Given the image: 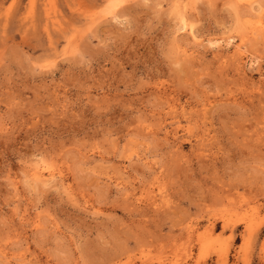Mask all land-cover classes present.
Here are the masks:
<instances>
[{
  "label": "rangeland",
  "instance_id": "rangeland-1",
  "mask_svg": "<svg viewBox=\"0 0 264 264\" xmlns=\"http://www.w3.org/2000/svg\"><path fill=\"white\" fill-rule=\"evenodd\" d=\"M0 264H264V0H0Z\"/></svg>",
  "mask_w": 264,
  "mask_h": 264
},
{
  "label": "bare ground",
  "instance_id": "bare-ground-1",
  "mask_svg": "<svg viewBox=\"0 0 264 264\" xmlns=\"http://www.w3.org/2000/svg\"><path fill=\"white\" fill-rule=\"evenodd\" d=\"M235 50H236V49H235ZM237 54H238V53H237ZM38 172H39V171H38ZM37 174H38V173H37ZM37 174H36V175H37ZM34 175H35V174H34ZM36 177H37V176H36Z\"/></svg>",
  "mask_w": 264,
  "mask_h": 264
}]
</instances>
